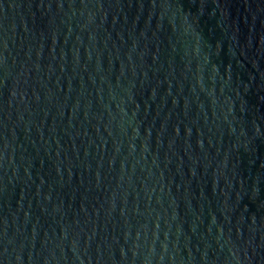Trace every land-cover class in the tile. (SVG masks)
I'll list each match as a JSON object with an SVG mask.
<instances>
[{
  "label": "water",
  "instance_id": "water-1",
  "mask_svg": "<svg viewBox=\"0 0 264 264\" xmlns=\"http://www.w3.org/2000/svg\"><path fill=\"white\" fill-rule=\"evenodd\" d=\"M0 264H264V0H0Z\"/></svg>",
  "mask_w": 264,
  "mask_h": 264
}]
</instances>
